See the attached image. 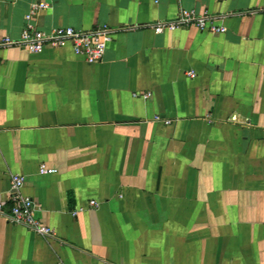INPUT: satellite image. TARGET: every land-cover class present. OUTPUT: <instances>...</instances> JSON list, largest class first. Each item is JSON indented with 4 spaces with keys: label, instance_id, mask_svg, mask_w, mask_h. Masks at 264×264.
Here are the masks:
<instances>
[{
    "label": "crops",
    "instance_id": "obj_1",
    "mask_svg": "<svg viewBox=\"0 0 264 264\" xmlns=\"http://www.w3.org/2000/svg\"><path fill=\"white\" fill-rule=\"evenodd\" d=\"M40 2L115 33L93 64L0 49V195L53 230L0 216V264H264V0H0V39ZM182 10L225 32L154 33Z\"/></svg>",
    "mask_w": 264,
    "mask_h": 264
},
{
    "label": "built area",
    "instance_id": "obj_2",
    "mask_svg": "<svg viewBox=\"0 0 264 264\" xmlns=\"http://www.w3.org/2000/svg\"><path fill=\"white\" fill-rule=\"evenodd\" d=\"M45 4L40 2L31 7L27 15V22L17 39L3 37L0 39V49L2 48H22L30 54L40 53L45 48L59 49L70 47L72 53L82 58L86 63L93 64L102 60L106 45L112 41L115 30L108 25H96L88 30L74 29L71 27H58L50 31L38 30L32 23L31 17L37 11L45 8ZM196 27L200 31L209 33H224L225 29L217 26L212 16L203 12L195 14L182 10L170 21H158L153 25L156 34L166 30L177 28ZM193 77V73L188 74ZM135 97L147 99L149 94H133ZM43 169V167H41ZM23 178L18 175L10 176L9 192L0 195V216H3L8 223L22 225L26 229L41 237H50L53 230L42 225L33 216V203L20 194ZM93 204V201H90Z\"/></svg>",
    "mask_w": 264,
    "mask_h": 264
}]
</instances>
